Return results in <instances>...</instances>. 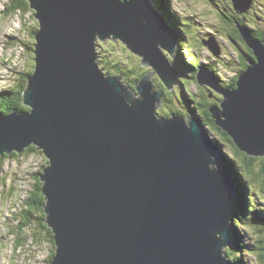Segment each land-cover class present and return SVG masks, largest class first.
I'll use <instances>...</instances> for the list:
<instances>
[{"label":"water","instance_id":"1","mask_svg":"<svg viewBox=\"0 0 264 264\" xmlns=\"http://www.w3.org/2000/svg\"><path fill=\"white\" fill-rule=\"evenodd\" d=\"M248 10L254 0H232ZM38 21L24 104L0 117V156L35 147L51 264H232L235 180L192 114L161 117L164 91L180 86L178 34L150 0H27ZM165 17V15H164ZM165 19H167L165 17ZM174 28V27H173ZM175 29V28H174ZM244 31V36L251 37ZM121 42L149 68L112 75L100 46ZM237 88L222 89L210 68L197 83L224 98L210 109L239 151L264 158V43ZM216 57V39L203 42Z\"/></svg>","mask_w":264,"mask_h":264},{"label":"rangeland","instance_id":"2","mask_svg":"<svg viewBox=\"0 0 264 264\" xmlns=\"http://www.w3.org/2000/svg\"><path fill=\"white\" fill-rule=\"evenodd\" d=\"M11 1L12 0H0V92L9 91L14 85L16 75H20L22 70L31 71L34 61V54L29 47H34V39L31 38V32L37 27L38 21L33 11H29L31 12L29 16L31 15L33 17L35 26L32 24H24L15 15L10 16L6 11ZM198 2L193 4L192 12H190L191 8L187 0H175V5L173 4V7H175V11L183 22L186 16L195 15L196 17H200L197 22L188 20L192 25L193 36L191 37V42L185 44L190 53L192 51L188 48L189 45L196 50L192 52V55H188L189 59L200 64V62L209 61V52L203 47L202 39H208L207 36L218 34L216 32L217 28L221 29L222 27L227 30L229 27L222 23V15L219 13V9L216 8L217 5H220L219 3H216L217 5H211V8H207L203 0H199ZM193 12L197 14H193ZM200 13L203 14L201 15ZM257 17L260 19L258 20ZM166 23L170 25L168 21H166ZM251 25L262 35L260 30L264 29V0H260L256 17L254 20H251ZM172 30L179 34L176 29ZM218 39L222 43L224 42L219 34ZM210 41L211 40H209V42ZM226 51L227 54L225 56H232L231 60L234 65H236L238 56L237 53H233L234 48L230 50L226 49ZM195 52H199V55ZM101 53V56L114 53V57L118 56L119 59H122L125 64L124 68L128 69L125 71L127 79H131L134 76V74L131 73L132 71L137 73L142 69L141 58L134 55L121 42H108L103 44ZM29 59L31 61L30 64H28ZM190 60L187 61L186 59L188 63H190ZM238 61L242 62L239 58ZM217 69L220 71L223 81L225 83L229 82L228 79L233 76L230 66L225 63L222 66L218 65ZM235 88H237V85ZM191 91L196 95L199 89L192 84ZM190 104L191 107H195L193 103ZM174 105L178 110H181L177 98H174ZM193 108H191V111H195ZM197 111L200 112L199 108ZM205 128L211 130L210 132L206 129L215 142L220 144L219 141H221L226 144V142L222 141L217 131L210 126H206ZM217 146L219 147V145ZM218 151L219 157L217 160L221 162V158H223L229 162L223 155L220 157V150ZM40 152V150H36V152H32L31 154L23 153L24 157L20 160L9 159L0 167V264H49L52 247L49 243V239H47L48 235L43 231L41 241L37 243L36 238L32 236V234H35L36 229L40 228L38 221L34 219V226L32 228L21 231V228H23L21 221L23 219L21 215H17L23 208L24 201L28 199L29 193L33 190L34 182L32 175L37 174V172L41 173L47 166L48 161L42 152ZM224 152H228L231 159L237 160L235 148L232 146L228 145V147L224 149ZM233 172L234 173H231L230 171L232 176H235V171ZM253 177H259L258 167L254 171ZM237 187L241 190L239 185ZM252 189L256 193H259L261 202L263 203H261V205H264V186L262 183L258 181L253 185ZM236 216L237 214L235 217ZM257 225L264 226V224ZM242 231V233H244L243 241L247 242L249 245H257L259 242L260 245L258 248H244L242 250L238 248V245L236 246L237 248L229 246L224 249L223 256L225 257L229 253L228 259L232 264H240L238 259L241 256L243 257L242 259L246 260L247 264H264V239L262 240L264 237L260 236V233L254 228L242 229ZM16 233H18V235ZM20 237H22L21 241L23 244L22 247L16 250L15 242ZM254 256H258V258ZM231 258L236 261H233Z\"/></svg>","mask_w":264,"mask_h":264},{"label":"trees","instance_id":"3","mask_svg":"<svg viewBox=\"0 0 264 264\" xmlns=\"http://www.w3.org/2000/svg\"><path fill=\"white\" fill-rule=\"evenodd\" d=\"M155 1L158 3L159 7H161L163 5V7L165 8V11H166L165 13L167 14L166 20L173 27L178 29V32L180 34L179 52H181L182 49L184 48L185 44H186V42H185L186 36H185V31H184V22L180 21V18L177 15L175 16V13L172 12V9L170 7V4H174V0H169L170 3L167 0H165V1L164 0H155ZM29 11H30V9H29V4H28L27 0H12L10 2V5L7 7L6 12L10 16L15 15L24 24H28V25L32 24L33 26H35V21L31 15L29 16V14H31V12H29ZM161 11H162V9H161ZM36 28L37 27H35V29H33V31L31 32V38L32 39H34V33L36 31ZM252 31L255 34V37H257L259 39L263 38L262 35H260V37H259L258 31H255V30H252ZM108 42H112V41H108ZM108 42H106V43H108ZM33 45H34V43H33ZM101 47L103 49V44H101ZM29 48L33 52V47H29ZM186 50H187V48H185V51H183L182 54H186ZM187 51L189 52V50H187ZM114 55H115L114 53H110L109 55L101 57L102 59H101L100 63L103 65L102 68L106 69V72L109 74L113 73L112 75H116V74H120V75L125 74L126 75L125 71H127L128 69L124 68V65H125L124 61L122 59H119L118 56L114 57ZM189 55H190V52H189ZM188 59H189V57H188ZM249 59L254 61L255 60L254 55H251V56L248 55V57L242 56L240 58V60L242 62H245V63ZM30 62L31 61L29 59L28 64H30ZM182 63H185V59L183 60V58H182ZM200 64H202L203 66L209 65L208 63H205V62H202V63L200 62ZM194 65H195V62L193 60H190V63L187 62L186 67L184 69H182V67L180 66V69L183 72V75L185 77H187V78L193 77L194 73H191V72L195 71ZM227 65L229 66L230 63L229 64L227 63ZM28 71L29 70H22L21 72L23 74L21 73L20 75H16L14 85L12 86L11 89H9V91L0 92V117H1V114L11 113L14 110H19V111L29 110V108L24 104V96H23L24 90L26 88L25 74ZM186 73H188V74H186ZM138 76L139 75L136 74V78H135L133 85H135L139 81V79H137ZM238 79H239V77L237 78V81H235V85H237ZM182 94H183L185 101L189 104V107H190L191 104L189 102V99L192 97V95L194 96L195 93L193 91L192 92L188 91V89L186 88V89L182 90ZM5 100H8V101H5ZM3 101L5 103H7V105H4ZM160 113L162 115H167V114H164L162 111ZM216 128L234 145L233 140L226 133H224L222 130H220V128H218V127H216ZM225 137L222 136V138L226 142H228L225 139ZM215 140L218 141L217 139H215ZM216 143H217V145H219V147L222 151L223 157H225L226 159L229 160V162L235 168L236 175H238V173H239V176L241 178V180H239V178H238V182H239L238 185L241 187V195H240V197L239 196L236 197L237 216L235 217L236 224H235V231L233 233V237L235 238V243H236V245H238V248H241L242 250L244 248L257 249L258 246L260 245L259 242L257 245H249L247 242L243 241V239H244L243 234L244 233H242L243 232L242 229L254 228L257 230L258 233H260V236L264 237V234H263L264 226L257 225V224H264V205H261L262 202H261V198L259 196V193L258 192L256 193L255 191H253V189L251 191V188L253 187L252 180H255L256 183L258 181H260L262 183V185L264 186V170H262L260 168L259 177L254 178L253 177V175H254L253 171L255 169L256 164L255 163H249L248 161H244V167L248 171V173L246 171L244 172V174L241 173L240 168L237 165V163L235 161L229 159V157L225 154L224 149L221 147V145L218 142H216ZM234 147H235V145H234ZM36 150L37 149L35 147H31L30 149H27L24 154H31L32 152H36ZM235 151H236L237 156H238V154L240 156L243 155L238 149H235ZM24 154L18 155L16 153H14L10 156H8V155H5L3 157L0 156V167L2 166V164H5V162L9 159L20 160L22 157H24ZM252 160L257 161V158L252 159ZM260 160H262V159H258V161H260ZM262 161L264 162V159ZM39 173L40 172H37L38 175H39ZM37 174L32 175V179L34 182L33 190L29 193L28 199H26L24 201V206L18 212L17 215H21V217L23 219L21 221V224L23 225V228H21V231H25L28 228H32L34 226V219H36L38 221L40 228H37L36 233L32 234V236H34L36 238L37 243L41 241V235L43 234V231L46 232V234L48 235L47 239H49V243L51 244V247H52L50 259H49L50 260L49 264H51V261L55 256V248L56 247H55L53 232L50 228L47 227V225L45 223L46 214L44 211V206L46 203V197L44 196L43 191H42L43 184L41 183L39 176ZM250 186H251V188H250ZM249 202H251V204ZM248 206H249V208H248ZM255 223H257V224H255ZM16 234L18 235V233H16ZM21 238L22 237H20L15 242L16 250L19 249L20 247H22L23 242L21 241ZM263 239L264 238H262V240ZM254 257L258 258V256H254ZM242 258L243 257L241 256L238 259L240 264H247L246 260L242 259ZM232 260L236 261L235 259H232Z\"/></svg>","mask_w":264,"mask_h":264},{"label":"flooded vegetation","instance_id":"4","mask_svg":"<svg viewBox=\"0 0 264 264\" xmlns=\"http://www.w3.org/2000/svg\"><path fill=\"white\" fill-rule=\"evenodd\" d=\"M199 0H187V3L189 4L191 11L192 12V6L194 3H197ZM205 3V6L207 8H211V5L213 4H220L217 5L216 8L219 9V13H221L222 15V23L227 25L229 28L226 30L224 28L221 27V29L217 28V32L218 34H222L226 40L227 43L229 45V48L232 49L234 48V52L233 53H246L248 55H254V47L252 45V38L251 37H246L244 36V31L247 30L248 32H250L251 30H255L254 27L251 25V20H254V18L256 17V13H257V7L258 4L260 3V0H254L253 1V5L251 6L250 9H246L244 7L243 3H240L241 6H243L241 9H236L235 4L232 0H203ZM218 1V2H217ZM199 3V2H198ZM203 3V2H202ZM174 5H175V0H174ZM162 12L164 13L165 17L167 16V14L165 13V8L163 6H161ZM193 14H197L196 12H193ZM201 15L203 13H200ZM167 18V17H166ZM198 18L200 17H196L195 15H190V16H186L184 18V31H185V42L186 44L191 42V37L193 36V32H192V25L188 22V20H194L195 22L198 21ZM257 19L259 20L260 18L257 17ZM250 26V27H249ZM175 28V27H174ZM177 31L178 29L175 28ZM260 32H262V36L263 38H261L262 42H264V29L260 30ZM258 35L260 37V33L258 32ZM208 39H202L203 42H208L210 39H216V37L213 36H207ZM218 43V41H217ZM204 47V46H203ZM201 47V48H203ZM218 47L221 50V55L220 57H216L213 55V58L208 59L209 61H206L205 63H208V66H203L202 64L196 63L194 65V75L193 77H185L183 76V78L180 81V86L178 88H175L173 90H169L165 84L160 80V78L158 76H154V81H155V85L156 88L158 90H162L164 91L165 97H164V102L162 104V108L158 111L159 116L161 117H171L174 114L177 115H182L183 117H185L187 120L191 117L192 115V111L191 108L193 107H189V104L185 101L183 94H182V90L183 89H188V91H190L192 84L196 83V87L199 89V91L196 93L195 97L192 95V97L189 99L190 103H193L195 105V107L193 108L195 110V112H197L198 114V118L202 121V123L205 125V127L210 126L211 128H213L215 131H217V133L220 135V137L222 138L225 137L217 128L215 125V121L212 118V115L210 113V109L213 106H220L222 100H223V96L214 88L206 86V85H199L197 84L196 81V76H197V71H199L201 68H205L208 67L210 68V70L215 74V77L218 79L219 83V87L222 89H234L235 88V81H237L238 76L245 70L247 69V63L245 62H240L237 60V64L234 65V63H230V68L233 72V76L232 78H229L227 83H223L221 77L219 76V74H217L216 69L219 65V62H224L226 60H231L232 56H225L224 52L225 50L223 49V47L218 43ZM188 48L191 51H195L194 48L189 45ZM199 48V49H201ZM205 48V47H204ZM207 49V48H206ZM208 50V49H207ZM227 54V51H226ZM248 57V56H246ZM255 57V56H254ZM178 58L176 57V60ZM256 60V58H255ZM250 61V60H249ZM152 71H150L149 68H142L141 70V76L139 77V79H141L144 75H146L147 73H150ZM188 74V73H186ZM174 98H177L178 103L180 105L181 110H178L176 108V106L174 105ZM4 105H7V103L3 102ZM200 110V112H198L197 110ZM163 112L164 114L167 115H162L160 112ZM208 131L211 132V130L209 129ZM222 135V136H221ZM225 139L231 144H229L228 142H226L223 138L222 141L226 142V144L222 143L220 141L221 146L225 149L226 147H228V145L232 146L234 148V145L225 137ZM241 152V151H240ZM243 155H239V163L242 167V171H246L248 173V171L245 169L244 167V161H248L249 163H255V169L258 167V170H260V168L262 170H264V162L262 161L264 158H259V157H251L249 155H247L244 152H241ZM257 161H254L252 159H256ZM258 159H262L260 161H258ZM263 163V164H262ZM253 171V172H254ZM256 183L255 180H252V184L254 185ZM235 204V209H236V200L234 201ZM41 223V222H40ZM43 223V222H42ZM236 243L234 241V248L236 247ZM230 254L228 253V256Z\"/></svg>","mask_w":264,"mask_h":264},{"label":"clouds","instance_id":"5","mask_svg":"<svg viewBox=\"0 0 264 264\" xmlns=\"http://www.w3.org/2000/svg\"><path fill=\"white\" fill-rule=\"evenodd\" d=\"M260 4V3H259ZM31 11V10H30ZM256 31V30H255ZM217 32V31H216ZM218 33V32H217ZM250 36H251V38L252 39H254V40H257V41H261L262 39H259V38H257V37H255V34L253 33V31L251 30L250 31ZM222 38H223V40H224V42L222 43L221 41H219V39H218V34H215V35H213V37H216V40L218 41V43L223 47V49L225 50V52H224V55H226V49H229L230 50V48H229V45H228V43H227V40H226V38L220 33L219 34ZM262 42V41H261ZM115 43V42H114ZM264 43V42H263ZM34 44H35V39H34ZM102 44H104V43H102ZM203 45H204V43H203ZM204 47L205 48H207L205 45H204ZM100 49H102V47L100 46ZM208 49V48H207ZM206 49V50H207ZM196 51V50H195ZM208 52H209V58L208 59H210V57H211V59L213 58V54H212V52L208 49L207 50ZM100 52H101V50H100ZM192 52H194V51H192ZM192 52L190 53V55H192ZM199 52H201V51H199ZM199 52H195V53H197L198 55H199ZM102 54V53H101ZM237 60H238V58L240 59L242 56H244V57H246V56H248V54H246V53H237ZM255 56V55H254ZM103 57V56H102ZM102 59V58H101ZM250 60V62H255V60L254 61H252L251 59H249ZM248 60V61H249ZM207 61V60H206ZM248 61L246 62L247 63V68L251 65V64H249L248 63ZM177 62H178V59H177ZM226 63V65H227V63L229 64V63H232V60H226V61H224V62H219V65L220 66H222L223 64H225ZM245 70H247V69H245ZM244 70V71H245ZM244 71L242 72V73H244ZM216 72H217V74H219V76L221 77V79H222V76H221V74H220V71L218 70V69H216ZM241 73V74H242ZM136 74H138L139 76L137 77V79H139V77L141 76V71H139V72H137ZM240 74V75H241ZM239 75V76H240ZM238 76V77H239ZM135 78H136V76H135ZM197 81V80H196ZM222 81H223V79H222ZM224 82V81H223ZM195 85H196V83H194ZM198 84V83H197ZM197 86V85H196ZM190 92H192L191 91V89H190ZM194 97H195V94H194ZM196 114V116L197 117H199L198 116V114H197V112H194V111H192V114ZM205 126V125H204ZM216 127H218V126H216ZM219 128V127H218ZM207 129V128H206ZM208 130V129H207ZM221 130V129H220ZM225 133V132H224ZM228 135V134H227ZM220 142V141H219ZM234 143V142H233ZM235 145V144H234ZM235 149H238L236 146L234 147ZM239 150V149H238ZM226 153V155L229 157V159H231L230 158V154L228 153V152H225ZM235 155H236V157H237V160L236 159H231V160H233V161H235L236 163H237V165L239 166V168H240V171H241V173H243L244 174V171H242V167H241V165H240V163H239V157L237 156V154H236V151H235ZM234 157V156H233ZM221 163V162H220ZM230 163V162H229ZM228 168H229V170L231 171V173H234L233 171H235V168H234V166L231 164V165H228ZM236 177H237V175H236V171H235V176H233V178H234V180L235 181H237L236 180ZM249 179V178H248ZM238 181H237V183H236V186L238 185ZM250 188H251V186H250ZM251 191H252V188H251ZM234 238V237H233ZM234 241H235V238H234ZM227 259H228V254H227ZM229 260V259H228ZM230 261V260H229Z\"/></svg>","mask_w":264,"mask_h":264},{"label":"bare ground","instance_id":"6","mask_svg":"<svg viewBox=\"0 0 264 264\" xmlns=\"http://www.w3.org/2000/svg\"><path fill=\"white\" fill-rule=\"evenodd\" d=\"M151 1V3L153 4V6L158 10V12L160 13V15L163 17V19L165 20V21H167L166 19H165V17H164V13L161 11V8L159 7V5H158V3L155 1V0H150ZM165 1V0H164ZM167 1H169V0H167ZM257 1V0H256ZM169 3H170V1H169ZM172 5V6H171ZM163 6V5H162ZM170 7H171V9H172V12L173 13H175V16L177 15L178 16V14H177V12L175 11V7H173V4H170ZM179 17V16H178ZM180 21H182V19H180ZM169 27L171 28V29H174L173 28V26L170 24L169 25ZM173 32H174V30H172ZM179 39H180V35L178 34V41L176 42V44L178 45V47H177V58H178V64H179V66H181L182 67V69H184L185 67H186V64H187V61L189 60L188 59V51L186 50V54H182L183 52L182 51H185V48H187V47H185L184 46V48L182 49V51L181 52H179ZM211 41H212V39H210ZM182 58H183V60L185 59V63H182ZM186 59H187V61H186ZM198 72V71H197ZM183 73V72H182ZM191 73H194V72H191ZM217 82H218V80H217ZM219 83V82H218ZM209 139H210V141H212V142H214V144L216 145V143H215V141L213 140V138L212 137H210L209 136ZM219 148V150H220V157H221V155H222V151H221V149H220V147H218ZM27 157V156H26ZM231 161V160H230ZM229 163V162H228ZM227 166V165H226ZM238 178H239V180H241V178H240V176H239V173H238V175H237V177H236V180L238 181ZM236 183V182H235ZM234 191L236 192V195H237V197L239 196L240 197V195H241V190H239L238 189V187L237 186H235L234 187ZM245 193V192H244ZM249 197V196H248ZM250 204H251V202H249ZM248 208H249V206H248ZM255 208V207H254ZM256 209V208H255ZM250 210V209H249ZM253 211V210H252ZM254 214V213H253ZM235 224H236V220H235V218L234 219H232L231 220V227H230V232H229V234H230V236H232L233 237V233H234V231H235ZM259 227V226H258ZM247 244V243H246Z\"/></svg>","mask_w":264,"mask_h":264}]
</instances>
